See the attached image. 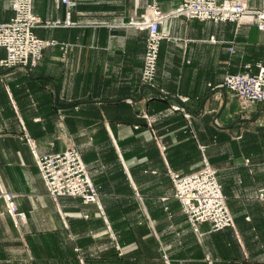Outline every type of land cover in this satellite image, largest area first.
Segmentation results:
<instances>
[{"label":"crops","instance_id":"0c3cea01","mask_svg":"<svg viewBox=\"0 0 264 264\" xmlns=\"http://www.w3.org/2000/svg\"><path fill=\"white\" fill-rule=\"evenodd\" d=\"M11 1L0 0V23L13 17ZM74 1L71 25L33 30L56 42L34 66L0 67V264H264V104L238 111L219 88L229 74L264 68V31L249 16L239 27L168 18L159 29L171 39L145 87L147 32L135 23L153 3L168 12L181 0ZM32 12L61 21L66 11L32 0ZM70 145L98 204L46 191L33 151ZM204 160L234 226L203 222L198 234L169 171L194 173Z\"/></svg>","mask_w":264,"mask_h":264},{"label":"built area","instance_id":"2783aa9c","mask_svg":"<svg viewBox=\"0 0 264 264\" xmlns=\"http://www.w3.org/2000/svg\"><path fill=\"white\" fill-rule=\"evenodd\" d=\"M57 2L66 11L64 19L50 23L42 22L33 14L32 0L11 1L14 15L9 21L0 23V48L5 51V57L0 59L1 68L29 69L40 60L44 49L55 45V40L40 39L33 30L42 26L71 25L69 9L74 6L75 1ZM244 16H249L252 25L264 31V6L251 8L248 0H181L177 7L168 12L161 11L155 4L148 6L141 19L135 23L136 28L147 32L141 83L147 87L153 86L159 47L163 40L169 38L159 29L166 19L181 17L215 23L232 22L239 27ZM219 87L230 92L238 104L245 108L254 104H264V68L260 67L256 74L227 75ZM172 108L184 111L182 107L176 105ZM31 149L33 151L32 147ZM33 154L50 197L53 199L62 196L73 197L81 199L83 203L98 204L96 188L75 146L70 145L63 152L53 155L38 156L34 151ZM170 177L174 197L180 202L188 216L187 221L196 231L198 225L203 222H208L212 231L234 226L233 217L213 168L205 164L194 173L187 175L172 173ZM9 205L13 209V204Z\"/></svg>","mask_w":264,"mask_h":264},{"label":"rangeland","instance_id":"374dc122","mask_svg":"<svg viewBox=\"0 0 264 264\" xmlns=\"http://www.w3.org/2000/svg\"><path fill=\"white\" fill-rule=\"evenodd\" d=\"M153 4H155V5H157L156 3H153ZM249 4V3H248ZM158 6V5H157ZM159 7V6H158ZM256 9V8H255ZM41 20V19H40ZM42 21V20H41ZM55 21V20H54ZM54 21H42V22H54ZM42 27H46V26H42ZM50 27V26H49ZM162 31V30H161ZM164 32V31H163ZM164 33H166L167 35H168V33L167 32H164ZM168 37H169V35H168ZM171 38L169 37L167 40H170ZM143 66V65H142ZM142 72V71H141ZM156 75V74H155ZM230 75V74H229ZM155 77V76H154ZM226 78V77H225ZM225 78H224V80H225ZM223 80V81H224ZM146 87V86H145ZM237 102V101H236ZM237 109H238V111H246V110H248V108L250 107H244V106H241L240 104H238V102H237ZM188 117V116H187ZM163 148V147H162ZM84 162V161H83ZM205 164H207L208 166H210L208 163H207V161L206 160H204V165ZM203 165V166H204ZM211 167V166H210ZM87 168V167H86ZM212 168V167H211ZM202 169V168H201ZM214 169V168H213ZM88 170V169H87ZM215 170V169H214ZM199 171V170H198ZM216 171V170H215ZM172 173H176V172H174V171H169V176L172 174ZM88 174H89V171H88ZM89 177H90V175H89ZM90 179H91V177H90ZM170 179H171V177H170ZM91 181H92V179H91ZM172 182V181H171ZM92 183H93V181H92ZM219 183V182H218ZM173 184V183H172ZM93 185H94V183H93ZM220 185V184H219ZM95 186V185H94ZM221 186V185H220ZM96 188V187H95ZM96 192H97V189H96ZM97 195H98V203H99V194H98V192H97ZM228 207V206H227ZM182 209H183V207H182ZM183 212H184V214H185V216H186V219L188 218V216H187V214L185 213V211L183 210ZM189 223V222H188ZM189 225H190V227H191V229H192V231L193 232H195V233H198L199 234V230H195V228L189 223Z\"/></svg>","mask_w":264,"mask_h":264},{"label":"water","instance_id":"95a60500","mask_svg":"<svg viewBox=\"0 0 264 264\" xmlns=\"http://www.w3.org/2000/svg\"><path fill=\"white\" fill-rule=\"evenodd\" d=\"M223 92L225 91V89L223 87H219ZM214 124L217 125L216 120H214Z\"/></svg>","mask_w":264,"mask_h":264}]
</instances>
